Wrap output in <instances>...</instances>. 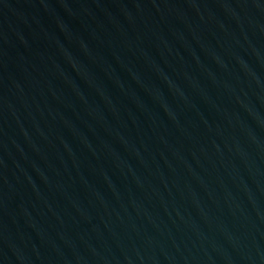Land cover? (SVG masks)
Wrapping results in <instances>:
<instances>
[{"label": "water", "instance_id": "water-1", "mask_svg": "<svg viewBox=\"0 0 264 264\" xmlns=\"http://www.w3.org/2000/svg\"><path fill=\"white\" fill-rule=\"evenodd\" d=\"M0 264H264V0H0Z\"/></svg>", "mask_w": 264, "mask_h": 264}]
</instances>
